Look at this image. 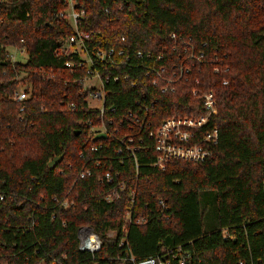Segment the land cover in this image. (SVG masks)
<instances>
[{
	"label": "trees",
	"instance_id": "obj_1",
	"mask_svg": "<svg viewBox=\"0 0 264 264\" xmlns=\"http://www.w3.org/2000/svg\"><path fill=\"white\" fill-rule=\"evenodd\" d=\"M78 1L86 9L80 30L92 33L86 48L94 69L105 80L130 78L107 86L102 117L87 102L88 66L79 68L80 55L66 52L75 32L59 17L66 0H0V264H49L51 257L133 264L132 256L264 264V0ZM13 46L27 50L26 62L7 57ZM112 47L125 50L127 67L99 62L96 51ZM138 51L152 52V60L137 58ZM149 66L165 67L174 90L163 93L166 83L145 71ZM181 67L189 69L182 77ZM21 83L31 85L23 112L12 99ZM208 90L218 96V113L205 128L219 130L212 156L155 166L148 130L200 114ZM137 103L149 112L140 113ZM130 111L150 126L133 128ZM106 118L114 120L112 135L95 141L93 129ZM130 137L137 162L127 150ZM83 169L91 175L82 179ZM106 171L126 181L113 202L101 183ZM83 226L103 241L95 256L79 250Z\"/></svg>",
	"mask_w": 264,
	"mask_h": 264
},
{
	"label": "built area",
	"instance_id": "obj_2",
	"mask_svg": "<svg viewBox=\"0 0 264 264\" xmlns=\"http://www.w3.org/2000/svg\"><path fill=\"white\" fill-rule=\"evenodd\" d=\"M68 8L65 11L60 12L59 17L67 20L74 29V34L71 35L67 41L66 52L68 55L77 53L81 57V61L78 64L79 68H83L84 65H87L86 76L82 79L84 84V91L86 93L87 102L89 104L90 99H94L101 103L100 109H89L97 111L101 117L105 112V102L107 96L110 94V91L107 89V86L111 83H120L121 81H129L130 78L126 76H107L106 80L102 79L99 72L94 69L93 60L90 58L86 42L91 39L92 33L82 32L80 30V23L84 15L86 14V9L84 5L80 4L78 0H66ZM125 38H123V41ZM15 51V54L12 53L9 48L7 49V57L12 59L14 63L17 62H26L18 58L27 57V50L23 47L13 46L10 47ZM124 49H118L115 47L105 50L96 51V57L99 62L103 63L106 61V65L122 68L127 67L130 63V57L125 55ZM135 56L139 59H149L152 60V52H143L138 51ZM118 58V59H117ZM75 65L72 62H66V67L73 68ZM142 67V65H139ZM148 73H155L159 75L160 80L165 82V86L162 89V92L173 91V81L171 78H167L162 74L166 72L165 67L157 69L154 66H149L145 69ZM218 72V69L215 70ZM189 73V69L181 67L179 76L182 77L185 74ZM22 77H17V80ZM91 84L87 88V84ZM158 80H153V85H158ZM228 82L225 81L224 85H227ZM131 86L133 88L137 87V82H132ZM31 97V85L28 83H21L19 87L14 91L12 99L14 102L21 104V111H25L26 105L25 102L28 101ZM201 99V113L192 116V117H170L164 119L161 124L155 129H149V136L154 142L155 151L157 152V161L155 166L160 169L165 170L172 160H182L189 161L192 163H202L206 161L209 157L212 156L213 151L212 147L215 146L219 141V130L215 127H211L205 131V128L208 127L211 123V119L218 113V96L215 90H208L200 95ZM139 106L140 113L149 112L150 107L141 105ZM109 110L111 113L114 109H107L106 113ZM128 119L131 121L133 128H139L140 130L145 129V126H150V123L146 120L141 119L139 116L135 115L133 111L128 113ZM113 121L110 118H106V124L103 123L102 126L93 129V135L96 136L101 133H106V137L111 136V127ZM117 130V129H116ZM97 131V132H96ZM142 143V138L139 139ZM130 144L127 146V150L135 157L138 147H134L133 137L129 138ZM93 151H97L98 147H93ZM118 153H122V149L118 150ZM138 167V164H137ZM91 175V172L83 169L80 172V178H86ZM118 173L114 174L111 171H106L104 177L101 178V183H106L110 187L107 192L106 200L113 202L118 200L121 193L126 190V181L119 178ZM134 196V194H133ZM64 206H68V201L63 202ZM160 204L163 209L167 207L165 201H160ZM146 220L143 218H138L136 220L137 224H143ZM127 223L132 222L131 217L126 220ZM79 238V250L81 252L89 253L95 256L99 253L103 246V241L97 233L94 232L93 228L90 226H83L78 231ZM133 264H170L168 258L167 260H161L159 257H150L145 260H136L133 256L128 258ZM41 264H46V261H43ZM49 264H62L55 258L50 259ZM181 264H185V261L182 260Z\"/></svg>",
	"mask_w": 264,
	"mask_h": 264
},
{
	"label": "water",
	"instance_id": "obj_3",
	"mask_svg": "<svg viewBox=\"0 0 264 264\" xmlns=\"http://www.w3.org/2000/svg\"><path fill=\"white\" fill-rule=\"evenodd\" d=\"M105 137H106V135L104 133H100V134L96 135L95 141L100 140V139L105 138ZM63 159H64V156H60V157L55 158L54 160H52L49 163V167L51 169H55L59 165V163H61L63 161ZM163 260H167V257L164 258Z\"/></svg>",
	"mask_w": 264,
	"mask_h": 264
},
{
	"label": "rangeland",
	"instance_id": "obj_4",
	"mask_svg": "<svg viewBox=\"0 0 264 264\" xmlns=\"http://www.w3.org/2000/svg\"><path fill=\"white\" fill-rule=\"evenodd\" d=\"M9 50H10L12 53L15 54V51H14L13 49L9 48ZM18 58L21 59V60H23V61H26V60H27V57L24 58V57H19V56H18ZM90 85H91L90 83L87 84V88H88ZM89 104H90V107L93 108V109H100L101 106H102L100 102H98V101H96V100H94V99H92V98L90 99Z\"/></svg>",
	"mask_w": 264,
	"mask_h": 264
}]
</instances>
